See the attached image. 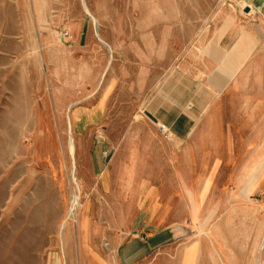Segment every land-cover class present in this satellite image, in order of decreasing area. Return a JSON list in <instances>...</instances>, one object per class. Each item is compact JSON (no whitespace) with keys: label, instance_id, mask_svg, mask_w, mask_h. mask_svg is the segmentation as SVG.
I'll return each instance as SVG.
<instances>
[{"label":"rangeland","instance_id":"rangeland-1","mask_svg":"<svg viewBox=\"0 0 264 264\" xmlns=\"http://www.w3.org/2000/svg\"><path fill=\"white\" fill-rule=\"evenodd\" d=\"M247 1L0 0V264L76 257L91 137L157 131L146 103L177 104L215 80L209 27ZM253 59L205 106L193 138L210 147L194 154V182L213 175L201 230L182 243L205 240L206 264H264V44ZM78 113L99 122L76 125Z\"/></svg>","mask_w":264,"mask_h":264},{"label":"crops","instance_id":"crops-1","mask_svg":"<svg viewBox=\"0 0 264 264\" xmlns=\"http://www.w3.org/2000/svg\"><path fill=\"white\" fill-rule=\"evenodd\" d=\"M247 3L251 6L241 11L215 16L209 27L204 44L208 57L203 59L214 81L198 84L193 98L177 104L146 103L147 120L157 129L165 126L171 141L159 138L158 130L132 132L121 142L107 134L90 136L94 147L78 173L89 195L77 216L76 257L68 264H206L205 240L182 243L201 230L194 221L213 175L200 170L194 182V154L210 147L193 138L205 106L223 94L236 73L250 67L264 44V0ZM83 115L76 114V125L99 122L98 115ZM196 163L203 165L202 159ZM189 248L190 258L185 254ZM65 252L74 254L69 241Z\"/></svg>","mask_w":264,"mask_h":264},{"label":"built area","instance_id":"built-area-1","mask_svg":"<svg viewBox=\"0 0 264 264\" xmlns=\"http://www.w3.org/2000/svg\"><path fill=\"white\" fill-rule=\"evenodd\" d=\"M62 38L65 39H69L70 38V33L65 31V33H63ZM158 132L161 135L162 138H164L167 141H171V135L168 131V129H166L165 126H159L158 127Z\"/></svg>","mask_w":264,"mask_h":264},{"label":"bare ground","instance_id":"bare-ground-1","mask_svg":"<svg viewBox=\"0 0 264 264\" xmlns=\"http://www.w3.org/2000/svg\"><path fill=\"white\" fill-rule=\"evenodd\" d=\"M63 230H64V228H62V229L60 230L61 234H62ZM61 234H60V235H61ZM61 237H62V235H61ZM61 244H62V243H61Z\"/></svg>","mask_w":264,"mask_h":264}]
</instances>
